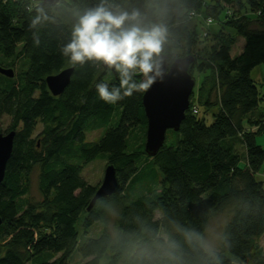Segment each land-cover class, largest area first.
<instances>
[{
	"label": "trees",
	"instance_id": "trees-1",
	"mask_svg": "<svg viewBox=\"0 0 264 264\" xmlns=\"http://www.w3.org/2000/svg\"><path fill=\"white\" fill-rule=\"evenodd\" d=\"M203 8L205 21L220 26L204 53L190 25ZM88 9L107 20L125 74L101 68L106 42L83 20ZM237 38L244 43L233 56ZM181 42L195 58V86V74L202 81L179 130H168L151 157L144 78L157 56L177 58ZM262 66L264 0H0V67L14 74H0V135L15 132L0 184V264H70L76 250L78 264H264V186L255 177L264 165V107L251 78ZM67 69L68 86L52 96L46 78ZM215 110L207 125L202 115ZM94 131L99 139L86 141ZM97 159L114 167L120 187L88 210L99 186L82 170ZM35 172L37 200L29 196ZM224 210L217 249H207L208 224ZM97 223L101 234L80 242L79 230Z\"/></svg>",
	"mask_w": 264,
	"mask_h": 264
},
{
	"label": "water",
	"instance_id": "water-1",
	"mask_svg": "<svg viewBox=\"0 0 264 264\" xmlns=\"http://www.w3.org/2000/svg\"><path fill=\"white\" fill-rule=\"evenodd\" d=\"M35 3L56 6L61 0H30ZM92 33L106 42V52L101 64L103 71L110 69L114 75L118 72L123 51L118 43L110 40V26L98 11L88 9L82 14ZM195 58L191 55L175 58L171 62L165 55L159 56L147 71V80L143 87L142 105L147 120L145 152L154 157L165 142L166 132H177L186 112L195 87V80L189 74V68ZM0 74L12 78V69L0 67ZM72 69L49 76L45 82L52 96L61 95L69 84ZM15 132L0 135V184L4 178L8 160L12 154ZM120 183L112 165H107L103 180L97 188L88 207L92 208L100 198L108 197L119 190Z\"/></svg>",
	"mask_w": 264,
	"mask_h": 264
},
{
	"label": "rangeland",
	"instance_id": "rangeland-1",
	"mask_svg": "<svg viewBox=\"0 0 264 264\" xmlns=\"http://www.w3.org/2000/svg\"><path fill=\"white\" fill-rule=\"evenodd\" d=\"M15 1V0H12ZM64 1H68V0H64ZM213 4H216V0H204V7L207 6H211ZM220 7L222 8V11L225 10V8L223 7V5L220 4ZM198 16L197 18L191 22V26L193 25V27H195V31L196 34L199 36V41L197 43V48L200 49L202 52H210L213 47H215L216 45V41L215 38H213V36L218 32L220 26L219 24L216 22L210 26L206 25L205 23V9H200L198 11ZM222 19V14L219 16L218 21H221ZM204 33H207L209 36L207 38H203ZM172 42H174V40L172 39ZM185 42H181L180 44H176L177 47L175 50L172 51V54L177 57V58H183L184 53L186 50V48H189L188 44L187 46H185ZM241 46L239 47V43L234 45L232 52L231 53H238L240 51ZM193 48L190 49V51H192ZM197 50L196 48L194 49V51ZM203 52V53H204ZM154 56L151 55L148 58L143 59L141 61V64L137 65L136 67V71L137 73L139 72L140 74H142L144 71V68L147 67V63L149 62V58L151 59V57ZM159 56H157L154 60L153 63L155 62V60L158 58ZM122 60V58H121ZM123 61V60H122ZM120 61V63L122 62ZM153 63L149 66V68L153 65ZM264 68V66H262ZM119 74L123 75L125 74L126 69L123 68L122 64L119 65ZM127 72V71H126ZM258 70H255L252 74V77L254 79H256V74H257ZM118 75V73H117ZM147 77V75H146ZM146 77L144 78V82L146 81ZM202 77L203 75L200 74H195V78H196V86L194 88V91L197 92V90L200 88V84L202 81ZM256 81V80H255ZM263 81H264V76H263ZM257 87L259 89L261 98L263 99L262 102L260 103L259 107L263 108L264 107V82L262 83V85L258 84V82H256ZM217 113V110L207 114V115H202V117L205 119V123L207 125L211 124L213 121V115H215ZM9 118L8 117H3L2 118V123H3V128L6 129L9 125ZM40 126H38V128L35 131V134H37L40 131ZM101 136V131H94V132H90L86 135V141H90V142H94L97 141L99 139V137ZM172 135L169 136V141L173 140L171 138ZM257 143L262 147L263 151H264V134H262L261 136H259L257 138ZM238 150L241 153V149L239 148V146L237 147ZM107 164L100 160L97 159L91 163H89L88 165H86L83 170H82V177L90 184L93 186H100L102 180H103V176H104V171L106 168ZM241 167H244V161H242L240 163ZM264 171V165H263V169L260 173L257 174L256 178L259 179L261 173H263ZM30 198L33 200H37L39 195H38V191H37V178H36V172L33 174L32 179H31V190H30V194H29ZM157 216L159 217V213H157ZM229 217V212L228 210H224L221 213H216L213 215V217L211 218L207 230L205 232L204 235V246L207 249H217L218 246V242H219V237L222 231V228L224 226V224L226 223L227 219ZM113 221L111 220L109 223V229L110 231H112V226H113ZM80 232V242L86 241L88 239H92V238H96L98 237L101 232H102V226L100 225V223L94 224L90 230L88 231V234L83 235V231L79 230ZM82 261L81 256L79 255L78 250L75 251V253L73 254L71 260H70V264H78Z\"/></svg>",
	"mask_w": 264,
	"mask_h": 264
},
{
	"label": "crops",
	"instance_id": "crops-1",
	"mask_svg": "<svg viewBox=\"0 0 264 264\" xmlns=\"http://www.w3.org/2000/svg\"><path fill=\"white\" fill-rule=\"evenodd\" d=\"M239 43V47L241 46V48H240V51H241V49H242V47H243V40L242 39H240V38H237L236 39V41H235V45L236 44H238ZM239 51V52H240ZM238 52V53H239ZM238 53H232V55L234 56V55H236V54H238ZM255 70H258V72H257V74H256V79H254L253 77H252V74H253V72L255 71ZM263 76H264V68L263 67H257V68H255V69H253L252 70V72H251V78L255 81V83L256 82H258V84H260V85H262V83L264 82L263 81ZM244 165H245V162H244ZM262 171V170H261ZM260 173V172H259ZM257 176V175H256ZM255 176V177H256ZM257 179V178H256ZM258 181H260V182H262L263 183V186H264V171H263V173H261V175H260V178L259 179H257ZM260 245H261V247L263 248V251H264V234H263V236L261 237V239H260Z\"/></svg>",
	"mask_w": 264,
	"mask_h": 264
},
{
	"label": "built area",
	"instance_id": "built-area-1",
	"mask_svg": "<svg viewBox=\"0 0 264 264\" xmlns=\"http://www.w3.org/2000/svg\"><path fill=\"white\" fill-rule=\"evenodd\" d=\"M227 14L230 16V12H227ZM193 17H195V14H194L193 12L189 13L188 18L191 19V18H193ZM213 22H214V21H213L212 18H207L206 21H205L206 25H208V26L212 25ZM206 35H207V34L204 33V36H206ZM193 112H194V113H197V109L194 108V109H193Z\"/></svg>",
	"mask_w": 264,
	"mask_h": 264
}]
</instances>
